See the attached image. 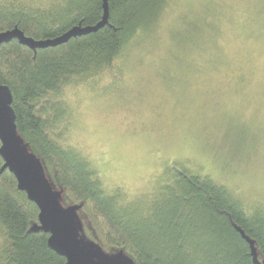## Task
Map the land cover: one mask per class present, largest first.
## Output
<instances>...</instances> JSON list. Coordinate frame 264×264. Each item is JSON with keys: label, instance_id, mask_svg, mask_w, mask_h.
<instances>
[{"label": "trees", "instance_id": "trees-1", "mask_svg": "<svg viewBox=\"0 0 264 264\" xmlns=\"http://www.w3.org/2000/svg\"><path fill=\"white\" fill-rule=\"evenodd\" d=\"M186 1L108 0V22L96 31L36 50L17 38L1 43L0 82L12 91L23 143L61 191V203L80 206L81 234L103 253L122 254L132 264H254L241 229L264 262V212H246L224 185L177 170L148 210L139 211L131 199L104 194L90 163L65 148L61 129H55L62 117L58 100L64 98L53 97L92 78L120 79L116 69L123 53L152 38L157 44L168 14ZM103 14L104 0H4L0 32L18 27L34 39L54 38L76 25H95ZM244 80L233 79L240 85ZM3 164L0 155V264H65L49 247V233L31 229L39 223V208L8 168L1 171Z\"/></svg>", "mask_w": 264, "mask_h": 264}, {"label": "rangeland", "instance_id": "rangeland-1", "mask_svg": "<svg viewBox=\"0 0 264 264\" xmlns=\"http://www.w3.org/2000/svg\"><path fill=\"white\" fill-rule=\"evenodd\" d=\"M163 25L157 44L123 53L120 79L51 99L64 98L62 145L90 163L104 194L139 211L187 169L227 187L246 212H264V0H187Z\"/></svg>", "mask_w": 264, "mask_h": 264}, {"label": "water", "instance_id": "water-1", "mask_svg": "<svg viewBox=\"0 0 264 264\" xmlns=\"http://www.w3.org/2000/svg\"><path fill=\"white\" fill-rule=\"evenodd\" d=\"M108 0H104L103 19L95 25L71 27L54 38L34 39L26 36L18 27L0 32V44L17 38L20 43L36 50L49 46H57L70 38L96 31L108 22ZM13 94L7 84L0 82V155L4 160L1 171L9 169L16 179L18 188L27 193L30 200L39 208V223L32 226L33 231L42 230L49 233L48 245L66 258L65 264H121L124 256L104 257L99 260L101 248L91 241L85 240L81 234L82 223L79 218V205L64 206L61 191L53 189L47 179L40 160L31 154L18 133L16 113L13 108ZM242 236L250 244L254 264H264L258 258L254 240L239 229ZM132 264L126 259V264Z\"/></svg>", "mask_w": 264, "mask_h": 264}]
</instances>
